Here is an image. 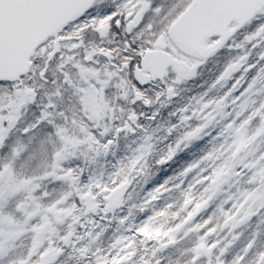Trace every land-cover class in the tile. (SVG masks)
<instances>
[{"label":"snow or ice","instance_id":"obj_1","mask_svg":"<svg viewBox=\"0 0 264 264\" xmlns=\"http://www.w3.org/2000/svg\"><path fill=\"white\" fill-rule=\"evenodd\" d=\"M0 264H264V0H0Z\"/></svg>","mask_w":264,"mask_h":264}]
</instances>
